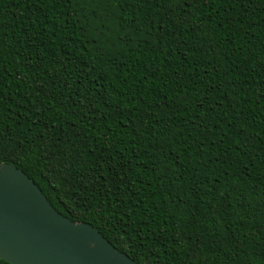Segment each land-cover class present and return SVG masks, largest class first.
<instances>
[{
    "label": "trees",
    "instance_id": "trees-1",
    "mask_svg": "<svg viewBox=\"0 0 264 264\" xmlns=\"http://www.w3.org/2000/svg\"><path fill=\"white\" fill-rule=\"evenodd\" d=\"M0 49L5 142L37 116L60 134L76 121L126 177L105 198L34 149L0 155L58 213L136 264L264 261V0H0ZM62 66L93 101L86 118L88 101L63 88L46 119L33 115L39 82ZM119 200L138 230L116 223Z\"/></svg>",
    "mask_w": 264,
    "mask_h": 264
},
{
    "label": "water",
    "instance_id": "water-1",
    "mask_svg": "<svg viewBox=\"0 0 264 264\" xmlns=\"http://www.w3.org/2000/svg\"><path fill=\"white\" fill-rule=\"evenodd\" d=\"M0 259L9 264H136L86 223L58 213L20 169L0 165Z\"/></svg>",
    "mask_w": 264,
    "mask_h": 264
},
{
    "label": "snow or ice",
    "instance_id": "snow-or-ice-1",
    "mask_svg": "<svg viewBox=\"0 0 264 264\" xmlns=\"http://www.w3.org/2000/svg\"><path fill=\"white\" fill-rule=\"evenodd\" d=\"M61 72H63V75L54 73L50 76L49 83L47 84L44 81L39 82L40 84H44V87H39V84L37 86L39 93L34 99L39 102V109L36 108V105H31L33 115H36V112L39 111L46 119L47 113L52 112L53 106H49L50 101L57 98L52 94V89H55L57 93L62 95L61 89L63 88L68 90L70 97L75 96L77 98L72 103H76L79 99L88 101L87 106L83 104L78 105L83 110L82 116L86 118L87 112L92 111L91 106L93 101L88 99L87 96L80 97L76 89L71 87L73 84L71 73L65 70L63 66L61 67ZM45 74L47 75V73ZM56 82H60L59 87H57ZM40 94H43L44 99H40ZM0 103H2V100H0ZM58 104L63 107L62 100H59ZM0 115H2V109H0ZM33 128H35V131H33ZM23 131L28 133L23 141L9 146L4 140L6 132L3 122L0 121V155L8 153L15 155L18 149H27L29 151L34 149L41 159H47L52 168L60 169L66 182L75 180L78 185L87 184L91 186L98 184L100 187L105 188V198L117 196L120 192L119 187H115V191H112L113 186L126 185V177L121 176L119 179L117 178V162L113 160L112 154L101 143V140L105 138L101 137L97 139L94 136L82 135V130L77 129L76 121H73L69 125L68 130L60 134L59 129H51V126L47 123L42 124L41 116H37L35 125L29 124L28 128ZM53 132L57 133V135L53 136ZM9 139H12V137L9 136ZM125 164L126 161L120 163L121 171H127ZM82 190L89 191L88 188ZM115 212L119 213L121 217L120 220H116L117 224H121L126 229L138 230L139 226L132 223V217L135 216L134 204L128 206L122 200H119ZM125 216L128 217V221L121 223ZM113 219L115 220V215ZM261 264H264V261Z\"/></svg>",
    "mask_w": 264,
    "mask_h": 264
}]
</instances>
